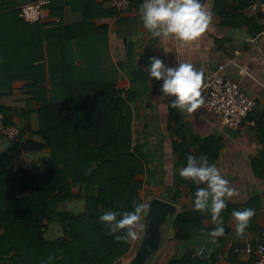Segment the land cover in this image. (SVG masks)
I'll list each match as a JSON object with an SVG mask.
<instances>
[{
	"label": "crops",
	"instance_id": "1",
	"mask_svg": "<svg viewBox=\"0 0 264 264\" xmlns=\"http://www.w3.org/2000/svg\"><path fill=\"white\" fill-rule=\"evenodd\" d=\"M262 2L219 0L216 7V0H201L204 9L211 13L209 26L197 41L187 45L170 38L153 37L144 29L139 12L143 0H132L131 7L122 12L112 8L109 0H89L77 10L65 6L61 15H52L50 6L45 9L46 17L40 25L46 32L47 93H52L53 97L63 95L58 79L63 76L64 62L68 75L87 83L88 88H93V94L108 91L113 95L112 88L116 87L123 93L122 97H128L134 138L143 145L142 152L150 170L141 192L147 205L142 217L154 198L177 206L176 215L169 217L161 227L160 248L146 264H169L180 252L174 220L179 213L192 208L190 186H178L175 178L184 167L179 154H175V145L184 141L190 144L187 152L191 155L201 157L206 151L215 155L213 164L233 190L231 196L225 197L227 207L218 218L224 226V234L205 237L213 241V246L209 255L201 258H209L217 249L212 264H252L256 255L246 253V247L264 243V12L260 7L253 9ZM86 17L89 20L84 22ZM0 19L3 20L0 25H29L16 15ZM150 56L162 59L166 67L192 63L203 72L201 91L218 76L236 81L256 101V107L240 129L224 125L222 118L207 111L204 105L195 113L181 114L170 106L175 98L165 97L160 92L163 81L152 80L146 72ZM50 78L54 81L52 87ZM27 84V81L14 82V92L2 98L1 104L17 110L14 125L23 129L29 124L36 132L40 128L38 109L41 104L26 88ZM80 89L81 86L75 92H82ZM132 92L136 95H130ZM29 138L41 141L39 135L30 132L24 136V139ZM10 144L0 139V155ZM46 157L47 152L25 154L22 159H29L30 163L34 159L33 164H37ZM176 188L182 193L177 202L172 199ZM245 207L252 208L254 216L245 233L237 236L231 213L233 209ZM142 217L139 221L142 227L138 226L136 238L130 239L129 253L116 264H128L134 258L143 236ZM204 225L207 229L217 226L209 212H206ZM195 251L200 256V252Z\"/></svg>",
	"mask_w": 264,
	"mask_h": 264
},
{
	"label": "trees",
	"instance_id": "2",
	"mask_svg": "<svg viewBox=\"0 0 264 264\" xmlns=\"http://www.w3.org/2000/svg\"><path fill=\"white\" fill-rule=\"evenodd\" d=\"M27 1L0 0V18L19 16L20 5ZM87 3L89 0H51L50 8L52 15H61L65 6L77 10ZM45 36L40 23L0 25V114L5 124L14 125L18 115L16 109L1 104L2 98L14 92V82L27 81L26 88L41 104L39 130L34 132L27 124L0 155V264H116L129 253L130 240L116 241L99 217L108 210L123 213L137 202L144 203L141 192L150 177L143 145L134 138L130 99L122 97L116 87L113 95L108 91L93 94L87 83L68 75L64 62L63 76L58 79L63 95L47 93ZM49 81L52 87L54 81ZM77 85L82 92H75ZM28 132L39 135L41 141L24 139ZM189 145L186 141L175 145L183 166L191 155ZM46 152L48 157L32 168L20 164L25 154ZM203 156L210 163L216 160L207 151ZM175 178L178 186H190L192 197V208L175 217V239L186 243L198 236L209 237L213 228L204 225L207 211L193 209L195 190L202 185L179 174ZM181 196L176 188L172 199L177 202ZM74 200L84 203L82 212L61 207ZM53 226L61 233L48 238ZM216 250L203 259L190 248L169 264H212ZM256 261L254 258L252 264Z\"/></svg>",
	"mask_w": 264,
	"mask_h": 264
},
{
	"label": "clouds",
	"instance_id": "3",
	"mask_svg": "<svg viewBox=\"0 0 264 264\" xmlns=\"http://www.w3.org/2000/svg\"><path fill=\"white\" fill-rule=\"evenodd\" d=\"M139 12L144 29L153 37L170 38L181 45L197 41L208 28L211 19V13L204 9L201 0H143ZM148 63L146 72L149 77L163 81L160 92L165 97L175 98L171 101V108L178 109L181 114H192L205 103L201 93L202 70L187 62L166 67L164 61L156 56H150ZM179 176L191 180L195 185H202L195 190L193 209L209 212L212 220L217 223L209 233L210 237L223 235L225 229L218 218L227 207L225 197L231 196L233 190L227 186L228 182L218 168L206 156L188 155L186 165L179 170ZM146 207L145 203L137 202L131 211L119 213L108 210L100 215L99 220L109 234H114L116 241L127 242L134 240L137 236L136 228L142 227L139 221ZM231 215L235 221L236 235L241 236L254 216V210L248 207L243 210L233 209Z\"/></svg>",
	"mask_w": 264,
	"mask_h": 264
},
{
	"label": "built area",
	"instance_id": "4",
	"mask_svg": "<svg viewBox=\"0 0 264 264\" xmlns=\"http://www.w3.org/2000/svg\"><path fill=\"white\" fill-rule=\"evenodd\" d=\"M110 6L118 12L128 10L132 0H109ZM51 0H29L20 6L19 16L27 24H37L44 21L45 9ZM264 12V0L253 9ZM58 21V20H56ZM207 111L222 118L224 125L233 129H240L248 116L256 107V101L250 97L236 81L218 76L211 80L201 91ZM21 129L16 125H6L3 115L0 114V139L14 141L20 137ZM248 254H255V264H264V243L256 246L248 245L245 249Z\"/></svg>",
	"mask_w": 264,
	"mask_h": 264
},
{
	"label": "water",
	"instance_id": "5",
	"mask_svg": "<svg viewBox=\"0 0 264 264\" xmlns=\"http://www.w3.org/2000/svg\"><path fill=\"white\" fill-rule=\"evenodd\" d=\"M177 206L169 201L154 198L147 208L143 219V236L135 252L134 258L128 264H146L147 260L155 254L161 246V227L169 217L175 216ZM213 246V241L198 236L188 242L180 243L179 255L182 257L186 250L192 248L200 252L205 258Z\"/></svg>",
	"mask_w": 264,
	"mask_h": 264
},
{
	"label": "rangeland",
	"instance_id": "6",
	"mask_svg": "<svg viewBox=\"0 0 264 264\" xmlns=\"http://www.w3.org/2000/svg\"><path fill=\"white\" fill-rule=\"evenodd\" d=\"M38 160V159H37ZM36 160L32 159V163L29 162V159H22V161L20 162L21 165H23L24 167H27V168H32V166L34 167V164ZM62 208H65L67 210H70V211H75L76 213H80L84 210V203L79 201V200H74L70 203H64L63 205H61ZM137 231V229H136ZM60 229L58 226H53L50 231L48 232L47 234V237L48 238H55L57 237L58 235H60ZM139 245V244H138Z\"/></svg>",
	"mask_w": 264,
	"mask_h": 264
}]
</instances>
